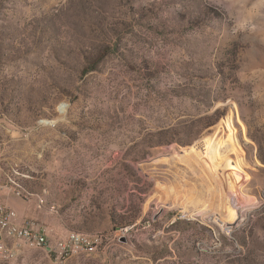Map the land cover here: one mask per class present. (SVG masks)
<instances>
[{
	"label": "rangeland",
	"instance_id": "374dc122",
	"mask_svg": "<svg viewBox=\"0 0 264 264\" xmlns=\"http://www.w3.org/2000/svg\"><path fill=\"white\" fill-rule=\"evenodd\" d=\"M0 204L63 263L264 264V0H0Z\"/></svg>",
	"mask_w": 264,
	"mask_h": 264
},
{
	"label": "built area",
	"instance_id": "2783aa9c",
	"mask_svg": "<svg viewBox=\"0 0 264 264\" xmlns=\"http://www.w3.org/2000/svg\"><path fill=\"white\" fill-rule=\"evenodd\" d=\"M99 244V237L80 238L73 231L53 238L43 222L20 218L15 210L0 204V261L13 260L24 249L41 247L54 262L63 263L75 251L96 252Z\"/></svg>",
	"mask_w": 264,
	"mask_h": 264
},
{
	"label": "bare ground",
	"instance_id": "6f19581e",
	"mask_svg": "<svg viewBox=\"0 0 264 264\" xmlns=\"http://www.w3.org/2000/svg\"><path fill=\"white\" fill-rule=\"evenodd\" d=\"M76 237H80V238H89V236L84 235V234H81V233H79V232H76ZM30 249H36V250H40V251H42V248H41V247H33V248H30ZM79 252H82V251H75L74 254L79 253ZM74 254H72L70 257H72ZM48 257H49V256H48Z\"/></svg>",
	"mask_w": 264,
	"mask_h": 264
},
{
	"label": "crops",
	"instance_id": "0c3cea01",
	"mask_svg": "<svg viewBox=\"0 0 264 264\" xmlns=\"http://www.w3.org/2000/svg\"><path fill=\"white\" fill-rule=\"evenodd\" d=\"M10 205H11V204H10ZM10 205H9L8 207H10ZM12 205H13V206H15V204H12ZM12 205H11V206H12ZM10 208H12V207H10ZM12 209H13V208H12ZM13 210H14V209H13ZM17 214H18V213H17ZM18 216L20 217V215H19V214H18Z\"/></svg>",
	"mask_w": 264,
	"mask_h": 264
},
{
	"label": "trees",
	"instance_id": "16d2710c",
	"mask_svg": "<svg viewBox=\"0 0 264 264\" xmlns=\"http://www.w3.org/2000/svg\"><path fill=\"white\" fill-rule=\"evenodd\" d=\"M50 258V257H49ZM71 258V257H70ZM51 259V258H50ZM52 260V259H51ZM53 261V260H52Z\"/></svg>",
	"mask_w": 264,
	"mask_h": 264
}]
</instances>
